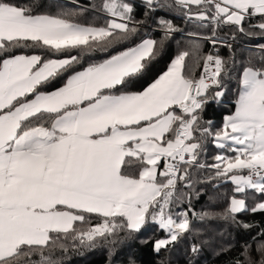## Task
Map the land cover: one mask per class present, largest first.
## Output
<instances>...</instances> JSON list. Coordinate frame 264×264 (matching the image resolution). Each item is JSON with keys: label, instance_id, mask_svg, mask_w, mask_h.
<instances>
[{"label": "snow or ice", "instance_id": "obj_1", "mask_svg": "<svg viewBox=\"0 0 264 264\" xmlns=\"http://www.w3.org/2000/svg\"><path fill=\"white\" fill-rule=\"evenodd\" d=\"M141 4L138 19L130 0H99L94 10L105 24L84 26L73 20L86 11L78 5L52 14L0 0V56L33 50L0 59V264H59L56 250H67L62 240L92 247L149 222L166 233L154 250L166 249L194 231L193 219L212 215L190 206L197 170H211L207 179L233 186L221 219L240 223L238 214L264 213V63L249 57L241 64L234 112L219 127L201 116L210 101L220 102L223 79L238 63L221 57L218 46L231 51L240 38L264 37V0ZM164 8L202 31L188 32L192 47L179 50L142 91L129 86L182 31L173 19L156 17L160 41L142 39L74 70L85 55L132 40ZM224 28L230 42L219 35ZM201 41L212 46L208 53ZM258 48L264 61V45ZM69 72L62 87L41 90ZM209 140L221 150L212 164L201 162ZM85 214L103 219L76 226L90 224ZM256 243V255L246 244L235 264H264V238ZM190 251L197 254L200 245Z\"/></svg>", "mask_w": 264, "mask_h": 264}, {"label": "trees", "instance_id": "obj_2", "mask_svg": "<svg viewBox=\"0 0 264 264\" xmlns=\"http://www.w3.org/2000/svg\"><path fill=\"white\" fill-rule=\"evenodd\" d=\"M17 2L33 5L38 13L52 14L65 9L71 10L78 5L85 8L86 11L83 15L74 17V22L84 26H103L106 22V17L94 10L99 0H76V4L73 3V0H17ZM130 2L135 5V16L138 19L143 18L141 1L130 0ZM163 2L164 0H161V3ZM159 16L173 19L176 26L182 31L172 34L164 46L158 49L157 55L148 63L143 74L129 86L132 91H142L167 69L179 50L192 47L187 33L202 31L195 28L193 24H185L180 17L169 12L166 8L159 9L149 23L132 40L118 44L108 52L97 51L85 55L74 70H82L90 63L101 62L111 54L134 47L142 39L151 38L160 41L162 34L156 28V17ZM227 34V28L222 29L219 33L226 42H230ZM259 45H264V37L250 40L240 38L234 42L231 51L227 47L218 46V54L221 57L228 59L233 56L238 63L233 70H230L229 76L223 79V87L219 90L223 91L224 95L220 102L210 101L201 113L203 120L213 122V128L219 127L222 124L223 117L234 111L235 100L238 96V76L242 70L241 64L246 62L249 57H252L257 65L264 63L261 60ZM200 47L204 53H208L212 49L207 41H201ZM249 49L252 51H249ZM22 53L33 54V50L15 49L11 53L0 56V59L7 58L8 55ZM71 54L76 55L78 53L73 51ZM189 62L191 63V61ZM199 73L200 69L196 72L197 77ZM69 75H71V72L65 73L41 90L50 92L62 87ZM205 147L206 153L202 156L201 162L212 164L215 162L213 157L221 150L216 148L211 140ZM227 154L232 155V153ZM129 167L130 169H136L137 164L134 162ZM210 173L211 170L208 169L197 170L194 173L196 194L190 196V206L197 214L210 212L212 215L203 220L193 219L191 227L194 231L184 235L166 249L159 252L154 250L155 240L165 238L166 233L149 222L139 232L131 234L127 231L118 232L116 236L109 238L107 242L100 239L92 247L80 246L73 240H62L61 242L66 244L67 250L57 249L55 258L59 261V264H235L237 259H243L241 252L246 244L252 245L253 255L255 256L256 241L264 238L261 236V233H264V213L245 212L238 214L237 220L240 223L221 219L218 214L222 213L227 207L228 198L233 195V186L230 182L207 179ZM185 191L187 190L185 189ZM248 203L251 206V199ZM187 207H189L187 203L180 206V208ZM85 216L89 218L90 224L76 222V226H94L103 219L94 214H85ZM243 224H249L252 227L246 230L243 228ZM193 244L200 245V251L197 254L190 251ZM33 259L38 260L39 256H35Z\"/></svg>", "mask_w": 264, "mask_h": 264}, {"label": "crops", "instance_id": "obj_3", "mask_svg": "<svg viewBox=\"0 0 264 264\" xmlns=\"http://www.w3.org/2000/svg\"><path fill=\"white\" fill-rule=\"evenodd\" d=\"M140 1H141V0H140ZM168 66H169V65H168ZM166 70H167V69H166ZM166 70H165V71H166ZM157 78H158V77H157ZM157 78H156V79H157ZM66 80H67V79H66ZM154 81H155V80H154ZM154 81H153V82H154ZM153 82H152V83H153ZM150 84H151V83H150ZM150 84H149V85H150ZM94 215H95V214H94Z\"/></svg>", "mask_w": 264, "mask_h": 264}, {"label": "rangeland", "instance_id": "obj_4", "mask_svg": "<svg viewBox=\"0 0 264 264\" xmlns=\"http://www.w3.org/2000/svg\"><path fill=\"white\" fill-rule=\"evenodd\" d=\"M170 63H171V62H170ZM164 72H165V71H164ZM162 74H163V73H162ZM160 75H161V74H160ZM160 75H159V76H160ZM159 76H158V77H159ZM155 80H156V79H155ZM148 86H149V85H148ZM233 112H234V111H233ZM231 114H232V113H231ZM229 115H230V114H229Z\"/></svg>", "mask_w": 264, "mask_h": 264}, {"label": "built area", "instance_id": "obj_5", "mask_svg": "<svg viewBox=\"0 0 264 264\" xmlns=\"http://www.w3.org/2000/svg\"><path fill=\"white\" fill-rule=\"evenodd\" d=\"M200 74V73H199Z\"/></svg>", "mask_w": 264, "mask_h": 264}]
</instances>
